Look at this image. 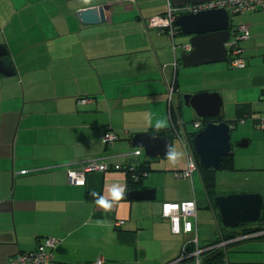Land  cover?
<instances>
[{"label":"crops","instance_id":"obj_1","mask_svg":"<svg viewBox=\"0 0 264 264\" xmlns=\"http://www.w3.org/2000/svg\"><path fill=\"white\" fill-rule=\"evenodd\" d=\"M42 1L49 6H38ZM55 1L0 0V37L4 38H0V45L6 47L16 71L12 76L0 75V264L34 250L45 237L59 240L53 264H89L99 259L106 264L172 263L193 236L173 233L170 219L162 215V204L197 199L194 190L193 197L188 190L168 189L159 194L157 189L152 201L126 199L124 191L117 198L113 189L126 188L124 170L92 171L83 185H74L68 180L67 166L79 167L92 158L122 164L126 158L138 156L133 154V135L151 127L170 126L172 108L178 106L179 126L174 138L186 139L190 130L186 118L193 116V121L197 116L185 104V94L217 92L225 119L238 122L252 117L254 125L264 131V114H256L264 107V42H259L264 36V8L251 14L249 23L241 24L249 26L251 35L246 48L242 46L244 67L219 62L182 70L180 57L188 52L184 46L190 45V35L179 31L172 40L161 29L149 27L144 17L115 18V6L123 5L120 0ZM35 2L37 16L33 18L30 9ZM167 4V0H159V7L150 16L165 13ZM100 5L107 7L106 21L82 24L77 12ZM56 37H65L62 45L69 51L68 64L61 69L67 67L72 80L60 91L50 88L34 97L33 89L41 85L35 87L38 70L32 69L60 71V67L49 53L37 61L27 60ZM188 71L195 73V80ZM85 96L90 100L83 104L80 99ZM194 124L193 131L197 130ZM109 130L120 136L111 145L102 139ZM130 134L131 140L126 138ZM184 153L186 163L171 169L179 179L176 172L187 167ZM144 154L142 149L139 156ZM233 163L235 166V157ZM160 169L145 177L149 188H156L159 176L155 173L165 171ZM258 192L264 196V191ZM95 193L100 197L91 195ZM101 197L108 206L97 202ZM205 207L215 217L217 237V216ZM198 217L197 212L195 229L200 236ZM200 217L201 221L206 218L203 212ZM118 220L124 222L116 227ZM153 235L155 240L159 238L158 247L148 244L147 237ZM260 239L264 237L234 245L227 256L230 263L264 264V255L260 259L249 255L264 252V242L238 247Z\"/></svg>","mask_w":264,"mask_h":264},{"label":"water","instance_id":"obj_2","mask_svg":"<svg viewBox=\"0 0 264 264\" xmlns=\"http://www.w3.org/2000/svg\"><path fill=\"white\" fill-rule=\"evenodd\" d=\"M214 0H172L174 6L186 3L197 4ZM106 6L88 8L77 12L82 24H99L106 21ZM230 15L224 8L204 10L185 14L176 19L180 32L190 35L191 50L181 55L184 67L202 64L226 62L228 48L226 43L231 38ZM16 73L11 56L5 46L0 45V75L12 76ZM186 105L191 106L198 118H213L221 115L222 98L217 92H199L184 95ZM236 128L235 122L227 120L210 121L196 132L193 146L204 168L221 170L223 158L234 154L231 133ZM243 141L240 146H246ZM132 146L143 149L150 158H167L172 152V141L165 136H152L147 132L134 134ZM156 190L153 188L133 189L126 193L129 200L152 201ZM215 204L226 228H237L260 221L264 209V196L260 193H231L216 195ZM172 264V263H169Z\"/></svg>","mask_w":264,"mask_h":264},{"label":"rangeland","instance_id":"obj_3","mask_svg":"<svg viewBox=\"0 0 264 264\" xmlns=\"http://www.w3.org/2000/svg\"><path fill=\"white\" fill-rule=\"evenodd\" d=\"M66 1L67 0H57L55 2L64 4ZM120 2L123 5H120L119 7L115 6L116 8L115 18L127 19V18L144 17L145 19L148 20L149 18L154 16V15L150 16L151 15L150 13L159 7V0H134L132 2H128V0H120ZM43 3L45 7L49 6L48 2L42 1L40 5L36 3L34 4L35 7L30 9L33 18H36L37 16L36 15L37 7L41 6ZM251 14H254V12L232 15L231 22L234 29H237L238 26L241 24L249 23L248 17ZM62 15H63L62 11L61 10L58 11V16L61 17ZM179 31L180 29L178 30V32ZM0 38L4 39L3 37ZM64 38L65 37H56L52 39L50 45L45 47V50H41V52L36 53L34 57L28 58L27 62L29 63L31 60L37 61L39 59H42V57L46 53H49L57 63V66L60 67V71H59L56 69L41 67L42 64H38V67L41 68L34 70L32 69V71L38 70L34 75V78L38 81V83L35 84V87L38 84L41 85V88L36 87L35 89H33L32 94L34 97H37V95H40L45 91L47 93V91L50 88L54 89V91H60L62 86L66 82L72 80L70 70L67 67H64L63 70L61 69L63 64L65 65L68 64L67 62H68V54H69V51L67 52L66 50H64L62 45V41L64 40ZM259 42L261 43L264 42V36L259 39ZM246 43H248V41L243 40L240 42V45L246 48ZM39 47L40 48L44 47V44H40ZM247 50L248 49H246V51ZM52 63L53 62H51V64ZM219 64L227 66L228 60L223 63L220 62ZM200 67L202 66L188 67V69L190 68L192 70H196L197 68ZM180 68L182 70H187L186 67H184L182 64L180 65ZM239 69L242 70L241 68ZM188 72H190V78L191 80H193L194 79L193 77H195V73L193 71H188ZM33 85L34 83L32 82L31 86ZM56 98L57 97H52V99H56ZM259 109L260 111L256 110V114L258 116L264 114V107L260 106ZM192 119L193 116H188V118H186V120L188 121L186 123L188 126V130L190 129L189 131H193ZM263 133L264 132L262 131L259 125H254L252 117H247L244 119V121H240V120L238 121L237 127L231 133V141L234 147L235 166L237 165L239 168L237 166L236 168L239 170L237 171H229L224 169L217 170L218 191L230 193V194L233 193L232 191H246L242 193L256 192L262 194V192H258V191H264V134ZM245 140H250V143L247 146H240V143ZM184 150L185 149L182 141L178 137H176L174 138L173 141L172 154L167 158H157V160L152 163L153 168L159 167L165 169V171L162 173H155L154 176H159L158 183L155 181L157 183L155 189L156 191L158 189L159 194H161L163 191L168 189L171 190L180 189L184 192L188 190L189 196H192L193 190L195 193H197L196 194L197 199H195V197L193 199L199 201L201 205L197 211L199 214L198 221L200 224V236L198 237L200 239V244L203 245L206 242L213 241L216 238L215 231L217 229V226L212 211L208 210L204 205L206 196L204 193L203 185L200 181V178L198 177V174L195 173L194 185L192 186L191 181L189 179L176 178L175 170H171V169H175L173 168L174 165H178L179 163L180 164L186 163V161H184L185 160ZM202 212L206 217L203 219V221L200 220L201 219L200 215L202 214ZM189 235L193 236L194 234L189 233ZM151 237L152 238L147 237V240L150 239L148 244L154 247H158L159 244L156 241H158L159 238L157 237L155 240L154 235ZM258 241L264 242L263 239L257 241H245L242 242L238 247L245 246L247 244H257ZM249 255L252 256L253 258L260 259L263 258L264 252H249ZM123 264H129V263H123Z\"/></svg>","mask_w":264,"mask_h":264},{"label":"built area","instance_id":"obj_4","mask_svg":"<svg viewBox=\"0 0 264 264\" xmlns=\"http://www.w3.org/2000/svg\"><path fill=\"white\" fill-rule=\"evenodd\" d=\"M134 0H128L132 2ZM167 9L165 13L151 17L147 20L149 27L159 28L163 32H166L170 39H174V36L178 32V26L176 25V19L185 14H193L204 10L224 8L228 11L229 15L246 14L255 11L258 8L264 7V0H214L210 2L190 4L186 3L182 6H174L172 0H167ZM249 28L245 25H239L237 29H233L231 38L226 43L228 48V62L232 67H244L246 65V59L243 56V48L240 42L248 40L250 38ZM187 51L191 50V46H184ZM173 48H176V44L173 41ZM174 87H170V94L173 92ZM89 97H83L80 102L83 104L88 103ZM195 129L202 128L201 124L195 123ZM118 138L117 133L113 131H105L102 135L103 141L107 145H111ZM183 146L187 157V167L181 173H177V176L193 180L194 173L198 172V164L196 162L193 151L190 149L187 140L182 139ZM142 149L136 148L134 155H140ZM121 163H108L101 158H92L84 161L79 167L67 166V177L71 184L83 185L86 180V175L92 171H108L110 169H121ZM198 203L195 199H186L178 202L166 201L162 204L163 217L169 218L172 224V231L175 234L179 233H193L191 240L186 242L182 247V252L178 260L173 261L172 264H177L180 260L191 256L195 257L193 264H202L200 254L211 247L200 248L198 245V233L195 229V223L197 220ZM123 220L115 222V226H121ZM257 237H264V229L254 231L247 235H241L234 239L221 240L215 245V247H226L229 243L252 239ZM58 239L54 237H45L37 245L34 250L22 252L14 255L10 258L8 264H53L54 250L58 245ZM194 244L195 250L188 252V246ZM104 260L99 259L93 264H103ZM219 264H227L226 261Z\"/></svg>","mask_w":264,"mask_h":264},{"label":"trees","instance_id":"obj_5","mask_svg":"<svg viewBox=\"0 0 264 264\" xmlns=\"http://www.w3.org/2000/svg\"><path fill=\"white\" fill-rule=\"evenodd\" d=\"M263 8L264 7L258 8L252 12H256V11L261 10ZM252 12H249V13H252ZM231 18L232 17L230 15V19ZM231 21H232V19L230 20V22ZM231 24H232V22H231ZM245 26H247L249 28L248 25H245ZM179 29L180 28H178V30ZM178 107L180 108V106H178ZM179 108H176V110ZM176 110L172 108V124L170 126H168V127H151L148 129L147 133H149L152 136L168 137L173 142V139L176 136L178 126H179V124L177 123V117H179V116L175 114ZM222 120H227L229 122H235L236 127H237V124H238L237 121L225 119L222 114L220 116H217V117L206 118V119L205 118L202 119V118L197 117L192 121V123L197 122V123H199V125L201 124V126L203 128L207 122L222 121ZM202 128H200V129H202ZM200 129L194 130V131H189L186 135V140H187V143H188L190 149L193 151L195 159L197 160V163H198L199 177L201 179V183L203 185V189H204V192L206 195L205 205L207 207L211 208L213 210V212H215V214L217 216L218 223H219V230H220V234H218V236L213 241H210L204 245H201L200 240L198 239V245L200 248H208L209 246H214V247H211L207 250H204L200 254V257H201L202 264H219V263H223L224 261H226L227 264H231L230 261L228 260V257H227L229 251L232 247H234V245L240 243L243 240H238V241L229 243L226 247H215V245L217 243H219L222 239L223 240L234 239L238 236L247 235V234L252 233L254 231L264 229V209L262 212L261 219L257 223H249V224L241 225L237 228H226L222 225L221 217L217 211V207H216L215 200H214L215 196L218 195L217 170H215L213 168L202 167L199 163L198 155L196 154L194 146H193L194 136H195L196 132L199 131ZM117 135H118V138L116 140H118L120 138L118 133H117ZM131 137H132V134H130L126 138L131 140ZM156 160H157V158H150V157L146 156L145 154L143 156L138 155V156L133 157V158H129V157L126 158V160L121 164L122 165L121 170H124L126 173V188L123 190L124 194L129 192L130 190H133V189H146V188L150 187L149 185L146 184L145 177L153 171L161 170L159 167L153 168L152 163L155 162ZM233 160H234V154L231 156H225L223 158V168L222 169H224V170H235L236 168L234 166ZM184 170L177 171L176 175H177V173L179 174ZM180 178H182V177H180ZM91 195H93L94 197H100L99 193H95V194H91ZM116 227H119V226H116ZM257 238H263V237H257ZM257 238L245 239V240H253V239H257ZM194 250H195L194 244H191L188 246V252H193ZM179 257L180 256H178L174 260H171L170 262L178 260ZM194 260H195V257L190 255L189 257L184 258L183 260H180L177 264H193ZM89 264H93V263H89ZM103 264H106L105 261Z\"/></svg>","mask_w":264,"mask_h":264},{"label":"clouds","instance_id":"obj_6","mask_svg":"<svg viewBox=\"0 0 264 264\" xmlns=\"http://www.w3.org/2000/svg\"><path fill=\"white\" fill-rule=\"evenodd\" d=\"M113 195L118 198L119 196L123 195V189L122 188H114L113 189ZM97 202L104 204L105 206H108V204H109V202H106L103 197L99 198Z\"/></svg>","mask_w":264,"mask_h":264},{"label":"bare ground","instance_id":"obj_7","mask_svg":"<svg viewBox=\"0 0 264 264\" xmlns=\"http://www.w3.org/2000/svg\"><path fill=\"white\" fill-rule=\"evenodd\" d=\"M230 27H231V22H230ZM232 29H234V28H232ZM233 31V30H232ZM232 31H231V34H232Z\"/></svg>","mask_w":264,"mask_h":264}]
</instances>
